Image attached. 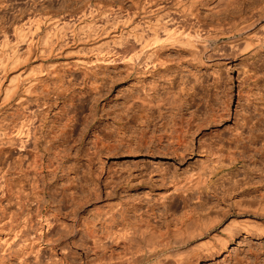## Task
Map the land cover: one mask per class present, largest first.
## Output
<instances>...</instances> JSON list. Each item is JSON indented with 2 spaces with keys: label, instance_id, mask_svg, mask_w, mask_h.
<instances>
[{
  "label": "rangeland",
  "instance_id": "obj_1",
  "mask_svg": "<svg viewBox=\"0 0 264 264\" xmlns=\"http://www.w3.org/2000/svg\"><path fill=\"white\" fill-rule=\"evenodd\" d=\"M163 1L0 0V60L11 55L8 49L15 45L18 29L28 33L33 28L35 32L32 29L29 33L37 32L41 42L48 31L50 35L55 32L59 41L69 37L72 43L68 49L79 51L76 55L70 53L69 66H62L65 59H58L51 69L53 73L36 85L41 103H46L39 114L43 124L37 132L44 136L53 127L50 135L56 136L54 141H43L37 153L15 147H4L0 153V172L5 173L0 187V218L12 216L17 222L24 216V235L32 240L27 246H13L4 255L3 264H102L128 254L125 241L107 240L109 232L119 231L125 224L147 225L165 232L174 230L191 215L210 217L217 211L233 210L240 200L264 202V49L255 47L243 53L245 34L214 37L216 32L239 22L242 12L248 15L252 3L261 0H231L226 7H218L219 12L208 8L211 0H199L193 6L199 17L179 28L182 35L196 37L209 50H229L231 39H243L238 45L241 52L237 47L230 49L232 53L237 49L236 60L208 62L205 56V61L199 63L168 43V48L165 45L160 51L167 63L149 75H140L135 71L138 66L133 70L122 59L94 62L85 68L73 66L77 57L93 60L97 50L93 47L95 52L89 53L85 46L99 44L101 33L109 26H116L121 36L134 38L143 20L140 9L149 10L148 5ZM171 6L169 9L174 10ZM57 17L65 18L66 23L52 33L48 21ZM3 42L13 45L4 46ZM118 44L110 42L101 48H106L104 52L122 50ZM129 51L120 54L133 61L134 50ZM170 87L180 96L179 109L138 111L135 96L143 88L161 97ZM16 109L15 105L0 109V118L9 122ZM139 113L144 115L143 120H139ZM219 114H224L221 121L208 124ZM145 116L150 117V126ZM244 121L251 130L246 128L241 134L244 142L232 143L231 138H237L238 126ZM251 135L253 141H248L246 136ZM213 143L223 153L218 162L206 152ZM184 144L188 145L186 151ZM46 145L52 146L43 151ZM187 181L195 188L180 196ZM176 184L181 188L178 191L174 190ZM234 232L235 237L225 249L218 246L210 254L191 259L190 264H264V235L244 232L239 227Z\"/></svg>",
  "mask_w": 264,
  "mask_h": 264
},
{
  "label": "bare ground",
  "instance_id": "obj_2",
  "mask_svg": "<svg viewBox=\"0 0 264 264\" xmlns=\"http://www.w3.org/2000/svg\"><path fill=\"white\" fill-rule=\"evenodd\" d=\"M151 1L152 0H150V2ZM164 1H166L165 4H163ZM164 1L162 3L153 2L152 4L148 5L149 7L146 5L149 8V10H146V8H144L143 5H141V7L143 8L140 9V11H142L140 17L143 20L139 21L138 26L136 25L138 28L135 26L137 28V33L136 34L134 33L135 34V36L133 35L134 38L131 39L129 35L126 37H124L125 35L121 36L120 31L118 32L115 29L116 26H113L111 28L109 26L108 29L106 28V30H103V32L101 33L102 35H101V38L99 39L100 40L102 39L103 41L102 40L99 41V44L98 42L95 41L96 44L88 43L89 46L84 45L86 48H88L89 53L90 51L93 50V47L95 51L97 50L96 55L93 58V60L90 57L78 58L76 56L77 59H75V61L73 60L74 61L73 66L75 67L80 66V67L85 68L86 66H90L94 64V62L112 63V62H116L117 60L122 59V61H127V63H129L132 66L133 70L136 66H138V70H135V71H137V73H139L140 75H149L152 72H155V70L158 72V67H161L162 65L164 66V64L167 63L166 62L167 60L165 61L164 59H162L160 51L163 50L165 45L168 48L167 46L168 43L176 47L177 51L180 50V52L182 51L183 53H187L191 61H195L199 63L205 61V56L208 62L220 61V60H232L233 61L237 59V56L239 54L237 53L238 45L243 39L239 40L240 42L238 40H232V39L231 41L229 40L230 44L228 43L229 44L228 46L230 47L231 50H233L232 48L237 47V49L235 50L236 52L232 53L230 52L231 50L229 49V47H228L229 50L225 48L227 51L219 47L214 48V49L212 48L213 50H209L207 46L204 45V43L201 46L200 45L201 43L200 42L198 43L196 37L191 36V35H182L183 32L179 31V28L185 25V23L195 22L194 21L195 18L199 17V16H196L197 12L193 10V6L195 2L199 0H164ZM232 1L231 0H211L210 3L207 5L209 6L208 8L210 10L214 12H219V10L217 9L218 7H221V5H224L226 7L227 4L229 5ZM150 2H148V4ZM170 4L174 6V10H172L173 8L169 9ZM251 6L252 7L248 6L250 7L248 9L250 12L247 11L249 12L248 15L247 14L244 15L245 12H242L243 16L242 15L241 17L239 16L240 21L238 20L239 21L237 22L238 24L234 23L233 25H229V27L231 26L230 28L227 27L226 29H221L218 32V34H216L217 32L214 34L215 35L214 37H218L219 35H221V36H225L226 38H232L237 35L243 36L245 34L244 36L246 39L243 40L244 42L242 44L240 43L241 45H243V48H242V51L244 50L243 53L247 52L248 54L249 52L254 50L255 47L256 49L258 48L264 49V0L255 1L252 3ZM177 7H180V9ZM136 13L139 14L138 12ZM89 14L91 15V13ZM153 14H156V15L151 16ZM83 16H84V13H83ZM58 18L59 17H57L55 20L53 19H49V21L47 20L48 25L51 27V28H48V30L52 29V33H53V29H55L56 27L59 28V25L61 28L66 23L64 20L65 19L64 17H63L64 19H61V20H59ZM38 22L39 21H37V24ZM198 22L199 21L197 19V23ZM102 23L104 22L102 21ZM15 28L17 29L20 27H15ZM32 29H30V31ZM37 29H39L38 26H37ZM45 29L46 28H44V30ZM259 29L261 30V32L259 31L260 33L257 32V30ZM1 30H3V27H1ZM4 31L2 32L6 39V37L8 36H7L6 31L5 32ZM30 31H28V33ZM93 31L94 33H96L95 30ZM22 32L25 33V30L18 29L16 32L17 34L16 35L14 34L16 37L14 39L16 41H14L15 43L12 41V43H14L15 45L13 47H9L12 49H8V50H12L10 53L11 55L8 57V59L5 60L3 58V60H0V109L6 108L7 106L9 107L11 105H15L17 108L16 109L17 111L15 112V114H12L14 116L10 118L11 120L9 122H7L5 118L4 119L0 118V153L1 154L3 153L2 151H4L3 150L4 147H9V148L15 147L18 150L32 151V152L37 153L38 151L41 150L40 148H41V144L43 143V141L44 142L54 141L53 138H55L56 136L54 137L50 135V133L53 130V127H52V130H48V132L46 133L47 135H44V136L39 135L37 132L39 129V126L43 124L42 118L39 117L40 116L39 114L43 112L44 110L43 108L45 107L46 103L44 101L41 103L40 101L41 95L39 92H37L36 85L43 80L42 78L44 76H47L53 73L51 69L54 68V64L58 59H61V58L62 60L65 59V63L64 64L60 63V64L66 67L72 63V61L67 59L70 56V53L73 51L74 54L76 55V52L77 53L79 52V51H74L73 50L74 48L73 49L71 48L72 50L68 49L69 48L68 45L72 42L69 37H68L69 39L65 38L64 35H63L64 39L61 38L62 40L59 41L60 37L57 39V36L54 35L55 32L51 34L54 36H51L50 35L51 32L49 33L48 31V33L46 32V36H45L46 38L45 37L42 38L45 40L41 42L40 41L41 35H38L37 32L36 34H33L32 32L31 34L29 33L30 36L27 35L28 34L27 32H26L27 34L25 33L26 35H23ZM33 32H35V30ZM207 33L209 34V32ZM123 34L124 33H122V35ZM95 35H98V34H95ZM90 36H92V38L94 37L93 35H89V37ZM81 39L80 40L83 41V38ZM84 39L86 38L84 37ZM86 41L87 40H85V42ZM115 41L116 43L119 42L118 45L120 46V48H122V50H119V51L114 50L115 49L114 47L113 49L114 51H107V52L102 51L103 49H106V48H103V49L101 48L104 46V44L115 42ZM83 42L81 44H83ZM75 43H77L76 40H75ZM7 44L4 43V46ZM84 46H82V49H84ZM120 48L118 47V49ZM77 50H80V49L77 48ZM124 50L127 53L130 52L129 50H134L135 57L133 61H130V58L126 59L125 55L120 54ZM85 51H87V49ZM95 51L93 50V52ZM79 55L81 56V54ZM188 57L186 56V58L185 57L184 58L187 59ZM45 62H48V63L54 62V63L44 65ZM29 71L30 72L33 71V73L35 74L30 75ZM195 80L198 81V76L195 77ZM146 89L143 88L141 90L142 92L138 93L135 96L137 105L139 106L138 111L140 110V112H146L147 110L154 112L155 109H157L156 111H160L159 110L160 108H164L167 111L168 110L172 111L174 109H177L179 106H181L180 96L175 91H173L172 88L168 89V91L165 93V96H161V97L158 95H155L153 92L152 93L154 95H151V93H149L152 90L151 87H150L151 90L148 89L146 91ZM139 115H140L139 120H143L144 115L143 114L141 115L140 113ZM151 115L153 116V113ZM145 117L147 121L146 125H149L151 123V119L149 116L148 117L145 116ZM223 117H224V114H219L218 117H214V118L212 117L211 119L208 120V124L212 123L213 121H217V120L221 121ZM247 124L248 122L244 121V123H241L238 126V128L240 129V133L236 139L231 138L232 143L244 142L243 140L245 139H243L244 137H241V134L244 131H246V128H249L251 130V128ZM246 137L248 141H253L252 138L254 137L252 135L246 136ZM141 140L142 139H140V141ZM52 145L50 146L46 145L43 148V151L49 150V148ZM213 145L214 143L210 147H208L207 150L205 147L204 148L207 154H211V156L214 155V158H215L214 160L218 162L220 161V158L223 155V153H221V151H218L221 149H218L217 147ZM187 148H188V145L184 144L183 149L185 150ZM177 149H179L178 146L174 150L176 151ZM200 149L202 150V148ZM3 159H4V162H7L8 164L9 162L8 158L4 157ZM0 179L2 183L0 187L3 188L5 173H3L2 171L0 172ZM191 181L189 182L187 181L185 185H183L184 183L182 182L183 192L181 190L182 195L180 196H184L185 192L186 191L188 192L189 188H190V192L192 191L191 188L194 187L193 186L194 184L193 183L191 184ZM195 181L199 182L198 179ZM177 185L178 184H176V186ZM197 185L198 183L195 184V186ZM179 186H180V183H179ZM179 186H177L174 190L178 191V189L182 188L181 186H180L181 188ZM186 196H188V193L186 194ZM208 216L202 217L199 214L197 216L191 215V217H189L188 220H183L180 226L176 227L174 230H167L165 232H159L158 230H154V227L149 228L150 226H147V225L146 227H143V226H138V225L131 226L130 224L128 225L125 224V227L119 229V231H114L112 233L109 232L107 235L108 239L107 238L106 239L108 240V243L119 242L121 240L125 241L128 246V250H129L128 254L127 255L124 254L123 256H118L115 259L109 258L106 261H104L102 264H190L191 259L198 257V256L210 254V252L215 250L218 246L225 249L226 246L235 237V232H234L235 228L239 227L244 232L249 233L251 231L252 233H259V234L264 235V223L262 222V220L264 219L263 200H255V199L240 200L236 203L235 209L217 211L215 214L211 215L210 217ZM24 227H25V217L24 216H21L20 221L17 220V222L12 216H9L7 219L0 218V264H3V259L5 258L4 255L7 252H9L11 248L15 246L16 244L17 245L20 244L22 246H27L29 244H32L31 238L24 235L25 234ZM14 242L15 244H13ZM193 243H196L195 244L196 247L191 246V247L186 248L187 246L192 245ZM100 247H101V244H100ZM183 248H186V249L184 250ZM38 249L40 250L41 248H37V250ZM36 256L37 254L35 253V257Z\"/></svg>",
  "mask_w": 264,
  "mask_h": 264
}]
</instances>
